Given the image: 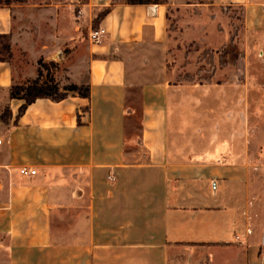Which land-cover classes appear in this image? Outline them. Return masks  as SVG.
I'll return each mask as SVG.
<instances>
[{"label": "crops", "instance_id": "1", "mask_svg": "<svg viewBox=\"0 0 264 264\" xmlns=\"http://www.w3.org/2000/svg\"><path fill=\"white\" fill-rule=\"evenodd\" d=\"M56 3L46 5L48 28L0 4L10 44L0 60V105L9 110L0 118V264H181L182 252L197 248L210 249L212 264L234 249L259 264L264 114L256 109L250 124L249 109L263 101L244 79H220L232 64L205 82L181 74L194 72L203 51L216 61L232 36L243 53L244 35L264 30V0L113 4L99 22L104 35L87 45L89 97L37 98L17 116L23 100L10 98V87L36 78L38 61L59 57L69 41ZM110 5L83 7L92 17ZM236 6L234 33L228 9ZM134 87L140 128L130 141ZM239 256L219 259L239 264Z\"/></svg>", "mask_w": 264, "mask_h": 264}, {"label": "rangeland", "instance_id": "2", "mask_svg": "<svg viewBox=\"0 0 264 264\" xmlns=\"http://www.w3.org/2000/svg\"><path fill=\"white\" fill-rule=\"evenodd\" d=\"M52 0H0V4H8L14 9V15H18V19L21 22H29L31 17L40 21H46L48 28V11L46 5ZM54 3L59 4L58 9H63L68 19L69 25V41L60 47L61 54L59 57L55 56L51 61L57 63V66L52 70L54 79L58 87L59 95H72L75 91L68 90L71 84H77L81 87V91L85 87L86 81V66L88 62V48L87 45L92 42L89 37V33L94 29V18L101 11L95 10L92 17L86 13L83 4L86 0H53ZM60 4H63L62 6ZM228 14L232 17L233 32L235 29L241 26L242 10L240 7H230ZM47 16V18H46ZM19 20V21H20ZM26 22V23H27ZM97 29V28H96ZM0 39V57L8 58L9 55L1 49ZM243 53L238 48L236 41L234 45L227 44L219 49L217 60L214 61V53L209 50L203 51L196 59L195 69L192 73L181 74V79L195 82L209 81L213 76L217 67L223 68L228 64L233 66L231 75H225L226 79H244L250 86V95L258 97L261 101V107L258 105H250L249 109V123L253 122V114L256 113V109L262 111L264 114V30L244 35L242 40ZM246 51V54L244 52ZM63 56V57H62ZM240 63L239 66L236 64ZM235 66V67H234ZM36 77L38 76V68L36 65ZM239 74V75H238ZM46 75V69H41L40 79L44 80ZM29 80V79H27ZM26 80L22 81L24 83ZM187 87V86H185ZM189 87V86H188ZM187 87V88H188ZM185 92L187 93L188 89ZM187 95V94H185ZM253 104V103H251ZM127 105L129 107L130 115L127 120L126 132L129 140H136L139 135L140 128V93L138 87H134L128 96ZM187 109L188 105L185 106ZM8 108L0 105V118L7 119ZM252 118V119H251ZM264 118V117H262ZM264 122V119H263ZM188 250V251H187ZM186 252H182L181 264H212L210 261V249L197 248L195 250L187 249ZM227 255L232 257H238L240 254L243 256L242 263L244 262L245 252L239 253L237 250L226 251L225 253H218L217 264H227L220 262V256ZM260 254L264 255V248L260 249ZM241 256L239 258L241 259ZM259 264H264V258L261 259Z\"/></svg>", "mask_w": 264, "mask_h": 264}, {"label": "trees", "instance_id": "3", "mask_svg": "<svg viewBox=\"0 0 264 264\" xmlns=\"http://www.w3.org/2000/svg\"><path fill=\"white\" fill-rule=\"evenodd\" d=\"M162 0H111V5L101 9V11L94 18V29L99 27V22L101 19L110 11L111 6L116 3H126V4H150L159 3ZM0 39L3 40L1 43V49L5 51L8 55L10 52V44L6 36L0 35ZM234 45V37L227 44ZM7 58L0 57V60H6ZM38 76L34 79L26 80L22 84L12 85L9 89L10 98H15L23 100V103L19 106L17 111V116L21 115L26 107L32 103L37 98H50L54 101H59L67 97V95H59L58 87L56 85L53 69L57 66V63L53 61H38ZM46 69L45 79L41 80V69ZM71 91H75L81 97H89V88L87 85L81 91V87L77 84H71L68 88ZM9 114V110H8Z\"/></svg>", "mask_w": 264, "mask_h": 264}, {"label": "built area", "instance_id": "4", "mask_svg": "<svg viewBox=\"0 0 264 264\" xmlns=\"http://www.w3.org/2000/svg\"><path fill=\"white\" fill-rule=\"evenodd\" d=\"M104 33H105V29L102 27H98L97 29H93L89 33L90 40L93 43H98L100 41V39L102 38V36L104 35ZM20 173L21 174H34L35 170L27 169V168L23 167L20 169Z\"/></svg>", "mask_w": 264, "mask_h": 264}]
</instances>
